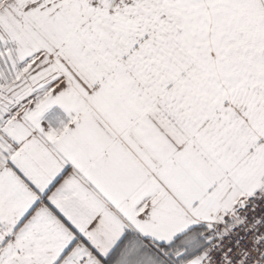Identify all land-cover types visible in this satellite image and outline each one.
<instances>
[{
	"label": "snow or ice",
	"instance_id": "obj_1",
	"mask_svg": "<svg viewBox=\"0 0 264 264\" xmlns=\"http://www.w3.org/2000/svg\"><path fill=\"white\" fill-rule=\"evenodd\" d=\"M0 264H264V0H0Z\"/></svg>",
	"mask_w": 264,
	"mask_h": 264
}]
</instances>
